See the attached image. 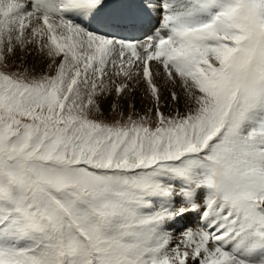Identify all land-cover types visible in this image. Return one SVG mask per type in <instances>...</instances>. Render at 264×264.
Listing matches in <instances>:
<instances>
[{
  "label": "snow or ice",
  "instance_id": "snow-or-ice-1",
  "mask_svg": "<svg viewBox=\"0 0 264 264\" xmlns=\"http://www.w3.org/2000/svg\"><path fill=\"white\" fill-rule=\"evenodd\" d=\"M0 264H264V0H0Z\"/></svg>",
  "mask_w": 264,
  "mask_h": 264
},
{
  "label": "rangeland",
  "instance_id": "rangeland-1",
  "mask_svg": "<svg viewBox=\"0 0 264 264\" xmlns=\"http://www.w3.org/2000/svg\"><path fill=\"white\" fill-rule=\"evenodd\" d=\"M139 104H137V107L139 108L140 106H138ZM108 105H106V106H104V110H105V112H106V114H107V112H108ZM107 108V109H106Z\"/></svg>",
  "mask_w": 264,
  "mask_h": 264
},
{
  "label": "bare ground",
  "instance_id": "bare-ground-1",
  "mask_svg": "<svg viewBox=\"0 0 264 264\" xmlns=\"http://www.w3.org/2000/svg\"><path fill=\"white\" fill-rule=\"evenodd\" d=\"M138 104H139V103H138ZM106 105H107V104H105L104 106H106ZM104 106H103V107H104ZM138 106H140V105H138ZM107 108H108V107H107ZM107 108H106V109H107ZM105 113H106V112H105Z\"/></svg>",
  "mask_w": 264,
  "mask_h": 264
}]
</instances>
